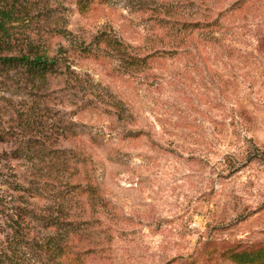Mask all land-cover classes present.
Wrapping results in <instances>:
<instances>
[{
  "label": "rangeland",
  "instance_id": "obj_1",
  "mask_svg": "<svg viewBox=\"0 0 264 264\" xmlns=\"http://www.w3.org/2000/svg\"><path fill=\"white\" fill-rule=\"evenodd\" d=\"M81 1L34 0L22 31L47 34L59 21L89 44L111 30L148 53L146 39L168 48L183 34L155 22L166 9L207 5L215 21L242 0H87L89 13ZM243 1L215 29L195 32L192 47L151 59L140 74L79 57L80 84H71L80 87L61 92L60 79L42 96L0 90V123L11 132L32 115L52 138L42 142L91 160L99 193L66 198L79 253L66 264H240L234 253L264 248V0Z\"/></svg>",
  "mask_w": 264,
  "mask_h": 264
},
{
  "label": "trees",
  "instance_id": "obj_2",
  "mask_svg": "<svg viewBox=\"0 0 264 264\" xmlns=\"http://www.w3.org/2000/svg\"><path fill=\"white\" fill-rule=\"evenodd\" d=\"M33 1L0 0V90L20 92L29 97L50 93L48 86L54 80L62 79L67 83L61 92L80 87L78 74L73 69L74 59L79 57L110 59L117 62L120 72L140 74L149 67L151 59L179 55L178 48L192 47L195 32L215 29L219 18L244 2L222 9L215 21L211 19L214 11L207 5L202 12L166 9L155 22L173 34H183L174 35V41L165 43L169 49L159 47L164 44L163 39H146L151 44L150 51L144 53L142 48L125 43L111 30L98 33L89 44L78 39L59 21L50 26L52 34L47 33L48 36L22 31L31 27ZM85 1H81L80 8L83 13H89L90 2ZM56 38L64 40L67 46L53 45ZM75 81L78 84H71ZM4 111L5 108L0 107V118ZM26 116L28 119L23 121L18 133L0 123V264H26L28 259L22 256L34 257L35 264L76 261L79 253H74L70 239L75 224L67 213L66 198L74 193L98 196L93 170L87 169L91 160L73 149L49 147L42 140L52 138L46 137L43 129L38 130L40 127L32 115ZM9 140L14 145L2 148ZM82 164L84 168L80 169ZM24 167L23 172L19 171ZM232 257L240 264H255L264 260V248L234 253Z\"/></svg>",
  "mask_w": 264,
  "mask_h": 264
}]
</instances>
